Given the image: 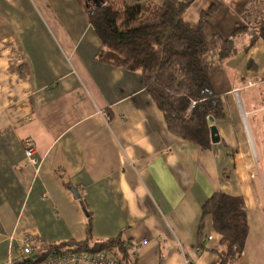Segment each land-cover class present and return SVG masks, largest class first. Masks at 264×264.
Wrapping results in <instances>:
<instances>
[{
    "label": "crops",
    "instance_id": "obj_1",
    "mask_svg": "<svg viewBox=\"0 0 264 264\" xmlns=\"http://www.w3.org/2000/svg\"><path fill=\"white\" fill-rule=\"evenodd\" d=\"M84 2L0 0V264L27 258L28 235L37 254L120 240L137 264H217L222 237L202 217L215 193L247 206L235 264H264V181L247 147L253 138L264 155V41L246 50L264 3L196 0L184 14L209 45L211 87L225 105L213 122L221 141L204 150L169 131L140 71L99 59ZM217 36L234 39L236 57L221 60Z\"/></svg>",
    "mask_w": 264,
    "mask_h": 264
},
{
    "label": "trees",
    "instance_id": "obj_2",
    "mask_svg": "<svg viewBox=\"0 0 264 264\" xmlns=\"http://www.w3.org/2000/svg\"><path fill=\"white\" fill-rule=\"evenodd\" d=\"M195 1L165 0L161 6L148 0H135L134 4L126 0L84 3L90 24L101 41L99 59L126 71H140L146 91L163 112L169 131L210 150L213 142L209 119L219 122L226 114L221 96L212 90L206 68L209 45L199 28L184 21V14ZM206 17L208 14L204 13L202 22ZM249 36L251 45L247 51L256 40L264 41V12L256 17ZM215 44L224 62L238 54L233 38L223 40L217 36ZM202 208V217L211 216L213 229L222 237L220 248L214 251L219 257L217 264H235L244 253L250 232L244 199L215 193ZM63 252H104L119 264H137L122 241L92 239L86 243L52 245L48 251L17 264H43L52 255Z\"/></svg>",
    "mask_w": 264,
    "mask_h": 264
},
{
    "label": "built area",
    "instance_id": "obj_3",
    "mask_svg": "<svg viewBox=\"0 0 264 264\" xmlns=\"http://www.w3.org/2000/svg\"><path fill=\"white\" fill-rule=\"evenodd\" d=\"M25 156L29 160L30 164L36 168L39 164L38 157L36 155L35 145H33L32 139H27L24 142ZM37 238L28 235L23 241L22 255L29 258V256L37 254L39 249L35 247L37 244ZM146 242H144V245ZM76 263H88V264H119L116 259L109 257L106 253H98L97 255L85 254V253H70L63 252L61 254L52 255L43 264H76Z\"/></svg>",
    "mask_w": 264,
    "mask_h": 264
},
{
    "label": "rangeland",
    "instance_id": "obj_4",
    "mask_svg": "<svg viewBox=\"0 0 264 264\" xmlns=\"http://www.w3.org/2000/svg\"><path fill=\"white\" fill-rule=\"evenodd\" d=\"M126 2L130 4L131 2H134V1L126 0ZM247 134H248V126H247L246 135ZM250 136H251V134H250ZM250 136H249V138H251ZM263 146H264V142H263ZM247 147H249V149L252 152L251 153V158L253 159L254 170H256L257 172L260 170L261 179L264 181V155L261 153L262 156L260 157V155L257 154V150H256V147H255L253 138H251L250 141L247 142Z\"/></svg>",
    "mask_w": 264,
    "mask_h": 264
},
{
    "label": "water",
    "instance_id": "obj_5",
    "mask_svg": "<svg viewBox=\"0 0 264 264\" xmlns=\"http://www.w3.org/2000/svg\"><path fill=\"white\" fill-rule=\"evenodd\" d=\"M213 118L209 119V124L211 126V137H212V142L214 144H217L221 141V138L219 137V132H218V128L216 126L213 125ZM74 190V189H73ZM74 193L77 195V190H74Z\"/></svg>",
    "mask_w": 264,
    "mask_h": 264
}]
</instances>
